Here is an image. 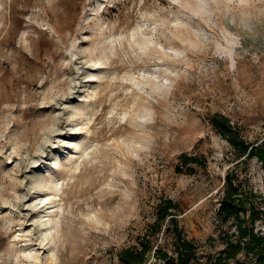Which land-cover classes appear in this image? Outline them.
<instances>
[{
    "label": "rangeland",
    "instance_id": "374dc122",
    "mask_svg": "<svg viewBox=\"0 0 264 264\" xmlns=\"http://www.w3.org/2000/svg\"><path fill=\"white\" fill-rule=\"evenodd\" d=\"M216 114L264 140V0H0V264H121L162 197L221 251Z\"/></svg>",
    "mask_w": 264,
    "mask_h": 264
},
{
    "label": "trees",
    "instance_id": "16d2710c",
    "mask_svg": "<svg viewBox=\"0 0 264 264\" xmlns=\"http://www.w3.org/2000/svg\"><path fill=\"white\" fill-rule=\"evenodd\" d=\"M211 120L241 159L228 171L217 211V239L223 249L204 254L181 225V204L171 197H162L156 207V219L139 236L138 244L120 251L121 264H264V192L252 184L249 169H240L242 163L253 158L264 169V140L258 144L246 140L226 115L216 114ZM181 157L192 164L189 173L207 165L198 155L189 157L183 153Z\"/></svg>",
    "mask_w": 264,
    "mask_h": 264
},
{
    "label": "bare ground",
    "instance_id": "6f19581e",
    "mask_svg": "<svg viewBox=\"0 0 264 264\" xmlns=\"http://www.w3.org/2000/svg\"><path fill=\"white\" fill-rule=\"evenodd\" d=\"M48 207V206H47ZM44 208V207H43ZM37 211V210H36ZM38 239V238H37ZM46 243V242H45Z\"/></svg>",
    "mask_w": 264,
    "mask_h": 264
}]
</instances>
